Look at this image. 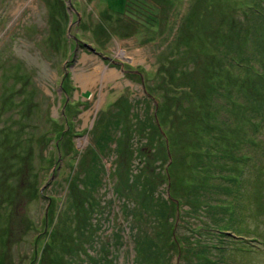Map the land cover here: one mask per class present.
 Instances as JSON below:
<instances>
[{
    "label": "rangeland",
    "instance_id": "374dc122",
    "mask_svg": "<svg viewBox=\"0 0 264 264\" xmlns=\"http://www.w3.org/2000/svg\"><path fill=\"white\" fill-rule=\"evenodd\" d=\"M126 2L0 0V264H264L260 0Z\"/></svg>",
    "mask_w": 264,
    "mask_h": 264
},
{
    "label": "trees",
    "instance_id": "16d2710c",
    "mask_svg": "<svg viewBox=\"0 0 264 264\" xmlns=\"http://www.w3.org/2000/svg\"><path fill=\"white\" fill-rule=\"evenodd\" d=\"M262 2V3H261ZM264 4V0H260V2H258L257 4L253 5V15H254V21L257 22L258 25H263L264 27V8H261L260 5ZM128 6V0L126 2V8ZM244 22V20L241 18L240 15H237V17L233 20V22ZM261 37V36H259ZM261 39V38H260ZM262 40V39H261ZM257 44V43H256ZM259 44V42H258ZM253 48H255V46H253ZM231 55L229 56V62H231V65H235V66H246V67H251L254 70V76L262 79L264 78V52L262 54H257L255 56H248V54H241V56H238L237 58V54H235V52L230 53ZM232 60V61H231ZM263 98V101L261 100V104H262V108L260 113H257L258 116V125L256 124V127L262 126L264 125V94H261V99ZM96 146L98 147V144L95 143ZM253 145L256 146L257 143L253 141ZM246 157V155H244ZM220 177V176H219ZM234 180H239L240 181V177L238 176H233ZM221 208V207H218ZM188 216L191 218H195L198 217V211L193 208L190 207L188 209ZM201 221V220H199ZM192 226V225H191ZM197 226V225H196ZM200 227V225H198ZM231 225H223V226H218V227H206L205 225H202L198 230L195 228L190 227V231L192 232V236L194 239H198V241H200V233L203 234H208V236L211 239H218L219 241L213 243L212 241H210L209 243H203V247L206 248V251H209V249H217V250H222L224 251V247H225V241L227 239L232 240L235 244L238 243L237 245L240 246V250L243 252H247L249 250L248 244H247V239H245L243 236L244 234L239 235V233H235L232 229V227H230ZM198 228V227H197ZM136 237V236H135ZM218 237V238H217ZM184 241V245L186 246V248H189L190 246V241L187 238H183ZM202 244V243H201ZM243 248V249H242Z\"/></svg>",
    "mask_w": 264,
    "mask_h": 264
},
{
    "label": "bare ground",
    "instance_id": "6f19581e",
    "mask_svg": "<svg viewBox=\"0 0 264 264\" xmlns=\"http://www.w3.org/2000/svg\"><path fill=\"white\" fill-rule=\"evenodd\" d=\"M86 81V80H85ZM85 81L83 82V84L85 83ZM87 82H88V80H87Z\"/></svg>",
    "mask_w": 264,
    "mask_h": 264
}]
</instances>
